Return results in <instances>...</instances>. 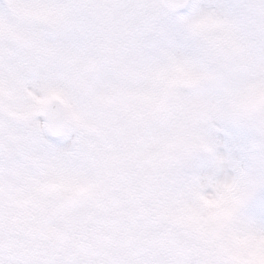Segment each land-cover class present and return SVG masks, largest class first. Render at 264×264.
<instances>
[{"label":"clouds","instance_id":"clouds-1","mask_svg":"<svg viewBox=\"0 0 264 264\" xmlns=\"http://www.w3.org/2000/svg\"><path fill=\"white\" fill-rule=\"evenodd\" d=\"M0 264H264V0H0Z\"/></svg>","mask_w":264,"mask_h":264}]
</instances>
